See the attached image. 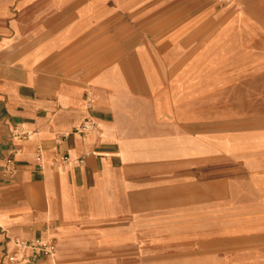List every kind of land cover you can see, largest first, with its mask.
Segmentation results:
<instances>
[{
    "label": "crops",
    "instance_id": "0c3cea01",
    "mask_svg": "<svg viewBox=\"0 0 264 264\" xmlns=\"http://www.w3.org/2000/svg\"><path fill=\"white\" fill-rule=\"evenodd\" d=\"M0 226V264H264V0H0Z\"/></svg>",
    "mask_w": 264,
    "mask_h": 264
},
{
    "label": "built area",
    "instance_id": "2783aa9c",
    "mask_svg": "<svg viewBox=\"0 0 264 264\" xmlns=\"http://www.w3.org/2000/svg\"><path fill=\"white\" fill-rule=\"evenodd\" d=\"M218 2H226L229 0H217ZM98 129V124L90 118L82 121L76 128V131L87 132ZM11 138H25L28 132L23 131L21 127L17 126L11 130ZM67 157H62L66 161ZM16 168L14 161L11 158H5L3 172L8 178H12L15 174ZM5 230L0 226V235L5 234ZM6 235V234H5ZM12 244V252L6 255V260L10 263H15L22 260L33 261L39 256L53 258L55 251V244L49 239L33 238L30 240L21 239L18 237L6 236Z\"/></svg>",
    "mask_w": 264,
    "mask_h": 264
},
{
    "label": "rangeland",
    "instance_id": "374dc122",
    "mask_svg": "<svg viewBox=\"0 0 264 264\" xmlns=\"http://www.w3.org/2000/svg\"><path fill=\"white\" fill-rule=\"evenodd\" d=\"M218 2V1H217ZM226 2H228V1H226ZM219 3V2H218ZM224 3V2H223ZM256 90L258 89L259 90V88H255ZM220 157H227V156H224V155H220Z\"/></svg>",
    "mask_w": 264,
    "mask_h": 264
}]
</instances>
